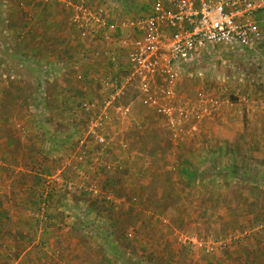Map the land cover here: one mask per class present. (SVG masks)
<instances>
[{
    "label": "rangeland",
    "instance_id": "obj_1",
    "mask_svg": "<svg viewBox=\"0 0 264 264\" xmlns=\"http://www.w3.org/2000/svg\"><path fill=\"white\" fill-rule=\"evenodd\" d=\"M19 1L0 0V264H264V41L200 47L169 97L94 47L155 0Z\"/></svg>",
    "mask_w": 264,
    "mask_h": 264
},
{
    "label": "built area",
    "instance_id": "obj_2",
    "mask_svg": "<svg viewBox=\"0 0 264 264\" xmlns=\"http://www.w3.org/2000/svg\"><path fill=\"white\" fill-rule=\"evenodd\" d=\"M260 13L264 14V0H155L148 14L121 25L134 32L118 43L142 89L148 92L149 83L158 78L160 92L170 97L181 65L192 61L200 47L256 50L264 41ZM83 15L75 13L71 20L85 28L82 18L87 15ZM91 18L95 25L104 26L101 17ZM107 26L113 32L119 27ZM162 111L169 114L170 109Z\"/></svg>",
    "mask_w": 264,
    "mask_h": 264
},
{
    "label": "crops",
    "instance_id": "obj_3",
    "mask_svg": "<svg viewBox=\"0 0 264 264\" xmlns=\"http://www.w3.org/2000/svg\"><path fill=\"white\" fill-rule=\"evenodd\" d=\"M114 34L115 35L112 38L110 36H106L105 37L104 35H101V40H99V42H97L98 43V47L97 46H94L96 48V53H99V55H97L95 53L96 56H98V60L99 61H111L110 58L107 57L108 55L110 56V55H113L114 53L115 54L116 53L122 54L123 51L121 49V46L119 44L120 43L119 41L122 38H125L127 36H130L131 35V32L128 29V27H121V26H119L118 27V30H116V32ZM110 40H112V41H110ZM109 64L112 65L113 63L109 62ZM99 65L102 68H105L107 64L106 63H100ZM27 159H28V157L25 159L26 161H23V162H25V164H24L26 166L25 168H28V169H29V166L32 163L39 164L42 161L40 157H31V161H27ZM47 167H48V171H52L53 170V174H54V168H53L51 162H49V161L47 162ZM28 172H30V171H28ZM34 178L38 179L36 176H34ZM54 197H55V195L53 194L51 198H54Z\"/></svg>",
    "mask_w": 264,
    "mask_h": 264
},
{
    "label": "trees",
    "instance_id": "obj_4",
    "mask_svg": "<svg viewBox=\"0 0 264 264\" xmlns=\"http://www.w3.org/2000/svg\"><path fill=\"white\" fill-rule=\"evenodd\" d=\"M19 1V0H18ZM46 1H49V0H46ZM20 2V1H19ZM19 90V89H18ZM11 90H6V91H4V96H10L11 95ZM43 102V101H42ZM41 102V103H42ZM5 117H8V116H5ZM9 142H11V141H9ZM48 150H50V147L47 149V151ZM49 160H46V158H44L39 164H35V163H32L30 166H29V171L31 172V173H33V175L34 176H36L39 180H40V178L39 177H43V175H53V170L52 171H48V167H47V162H48ZM54 171H55V168H54ZM182 172H186V170L185 169H182V171H181V173ZM104 181V186H102L101 187V192L100 191H97V190H93L92 188H91V191L92 192H98V194H103L104 193V191H106V190H108V191H106V192H108V193H111V192H114L112 189H111V187L112 186H114V185H109V183H105V181H106V179H104L103 180ZM118 182V181H117ZM117 182H115V184L117 183ZM93 188H98V187H93ZM111 190V191H110ZM54 190H53V188H50V190L48 189V191H46V195H45V197L46 198H44V201H47V200H49L50 199V197H52V195L54 194V192H53ZM116 191V190H115ZM82 192V194H87V189H85V190H82L81 191ZM149 192H150V189H149ZM47 196H49V197H47ZM105 198V197H104ZM61 200H62V198H60ZM105 199H107V198H105ZM108 200V199H107ZM109 201V200H108ZM86 204V203H85ZM49 207V206H48ZM45 210H48L49 208H44ZM86 210L88 211V212H93V211H95V210H98L99 211V209H97V207L94 205V204H92V202H88L87 204H86ZM98 211H96V212H98ZM113 213V212H112ZM47 215H49V214H47ZM48 217V216H47ZM46 217V218H47ZM50 218H52V217H50ZM254 220V219H253ZM73 225V224H72ZM83 240V242H84V239H82Z\"/></svg>",
    "mask_w": 264,
    "mask_h": 264
}]
</instances>
